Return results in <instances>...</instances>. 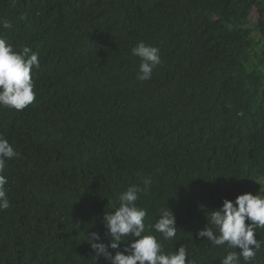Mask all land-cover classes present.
Masks as SVG:
<instances>
[{
    "label": "trees",
    "instance_id": "trees-1",
    "mask_svg": "<svg viewBox=\"0 0 264 264\" xmlns=\"http://www.w3.org/2000/svg\"><path fill=\"white\" fill-rule=\"evenodd\" d=\"M0 18L12 22L0 36L40 60L32 104L0 108L19 153L5 166L0 264H93L87 232L108 243L105 212L146 176V224L167 203L176 217L164 251L184 244L194 264H220L228 249L198 231L264 180V0H0ZM139 41L161 57L148 81Z\"/></svg>",
    "mask_w": 264,
    "mask_h": 264
},
{
    "label": "clouds",
    "instance_id": "clouds-1",
    "mask_svg": "<svg viewBox=\"0 0 264 264\" xmlns=\"http://www.w3.org/2000/svg\"><path fill=\"white\" fill-rule=\"evenodd\" d=\"M0 27L11 28L12 22L0 18ZM132 55L140 59L137 79L151 80L153 69L161 63L159 49L139 41L132 48ZM39 67L38 53L30 46H22L17 51L0 36V108L22 111L32 104L35 99L32 72ZM18 156L8 139L0 134V211L10 207L5 189L8 183L4 175L6 162ZM255 181L261 185L258 192L240 194L235 201L225 199L222 207L207 214V225L197 233L198 237L210 241L213 247L226 246L228 251L220 259V264H241V258L244 264H252L264 247V237L258 240L256 236L259 229H264V180L257 178ZM152 183V177L146 176L142 179V186L130 184L119 193L114 210L105 212L103 223L111 237L108 243L98 242L101 239L99 233L87 232L85 240L95 252L93 264H97L102 257L109 264H194L184 244L178 250L164 251V242L177 238L178 229L168 203L158 207L155 223L146 224L148 210L139 207L137 201L141 195L150 192ZM153 229L160 234L159 239ZM129 237L132 239H126ZM122 241L131 243H125L121 251ZM110 249L116 250L115 254Z\"/></svg>",
    "mask_w": 264,
    "mask_h": 264
},
{
    "label": "rangeland",
    "instance_id": "rangeland-1",
    "mask_svg": "<svg viewBox=\"0 0 264 264\" xmlns=\"http://www.w3.org/2000/svg\"><path fill=\"white\" fill-rule=\"evenodd\" d=\"M258 20V9L257 7L253 8L252 12H251V27L254 23H256ZM256 36H258V34H256ZM260 50V49H258Z\"/></svg>",
    "mask_w": 264,
    "mask_h": 264
}]
</instances>
